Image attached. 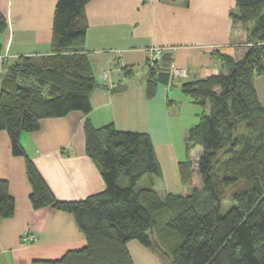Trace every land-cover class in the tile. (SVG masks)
I'll return each mask as SVG.
<instances>
[{"label": "trees", "instance_id": "1", "mask_svg": "<svg viewBox=\"0 0 264 264\" xmlns=\"http://www.w3.org/2000/svg\"><path fill=\"white\" fill-rule=\"evenodd\" d=\"M88 1L58 0L54 52L38 61L22 56L6 63L0 81V132L7 130L13 153L26 158L33 207L73 213L87 238L82 249L32 264H134L127 248L134 239L158 249L171 264H264V105L255 86L264 75V0H236L240 14L235 18L255 21L247 28L245 55L239 60L225 56L226 73L182 86L194 103L209 106L186 138L188 152L202 147L197 164L187 158L179 165L190 192L170 193L163 200L153 182L137 188L145 176L161 172L147 133L121 131L113 124L87 125V153L107 188L83 200L62 201L20 138L23 131L40 129L43 118L92 110L98 82L85 48ZM7 27L0 10V33ZM149 67L148 93L153 96L168 74L158 75L156 65ZM15 208L9 182L0 179V219L13 217ZM161 210L168 219L159 229L155 213Z\"/></svg>", "mask_w": 264, "mask_h": 264}, {"label": "crops", "instance_id": "2", "mask_svg": "<svg viewBox=\"0 0 264 264\" xmlns=\"http://www.w3.org/2000/svg\"><path fill=\"white\" fill-rule=\"evenodd\" d=\"M57 2L0 0V10L8 22L5 32L0 33V81L6 63L22 56L40 59L54 52ZM239 14L236 0L87 2L85 48L98 82L91 96L92 110L43 118L40 129L23 131L20 138L57 199L83 200L107 188L101 169L87 153V125L101 128L113 124L121 131L147 133L161 172L145 176L141 181L147 182L142 187L153 182L163 200L170 193L190 192L192 186L181 181L179 165L191 158L186 138L198 122H183L185 106L194 101L182 86L226 73L225 56L239 60L245 55L247 28H253L255 21L244 23L235 18ZM151 47L163 50L157 74H168L167 80L161 76L153 96L148 93ZM183 68L185 74L179 72ZM255 86L264 105V75L257 78ZM204 108L208 113L209 106ZM199 114L195 110L198 121ZM0 179L9 182L16 201L15 215L0 219V264L59 259L70 250L87 246L73 213L52 206L33 207L26 158L13 153L7 130L0 132ZM26 232L36 234L37 240L25 242ZM127 248L134 264H171L158 249L137 239L129 241Z\"/></svg>", "mask_w": 264, "mask_h": 264}, {"label": "rangeland", "instance_id": "3", "mask_svg": "<svg viewBox=\"0 0 264 264\" xmlns=\"http://www.w3.org/2000/svg\"><path fill=\"white\" fill-rule=\"evenodd\" d=\"M38 58H34L33 61H38ZM173 91V90H172ZM198 112H202L205 108L199 104H192L190 106H185L184 108V119L183 122H185V125H192L191 123L195 124L198 122L197 117L195 116V110ZM208 110V107H207ZM200 116V114H199ZM194 119V120H193ZM184 143V142H183ZM191 155L190 157L193 159V161L196 163V159H198V157L200 156L201 152H202V147L201 146H196L192 151H191ZM145 182V181H140L137 185V188H141ZM155 217L156 220L158 222V228L161 229L162 227H164L166 225L167 219H168V215H167V211L166 210H161L158 211L157 213H155Z\"/></svg>", "mask_w": 264, "mask_h": 264}, {"label": "built area", "instance_id": "4", "mask_svg": "<svg viewBox=\"0 0 264 264\" xmlns=\"http://www.w3.org/2000/svg\"><path fill=\"white\" fill-rule=\"evenodd\" d=\"M162 53L163 50L160 47H151L149 49V58H148V62L150 66H155L157 64V62L162 58ZM180 73L185 74L186 73V69H180L179 70ZM23 240L25 242H29L32 243L34 241L37 240V235L31 232H26L23 235Z\"/></svg>", "mask_w": 264, "mask_h": 264}]
</instances>
